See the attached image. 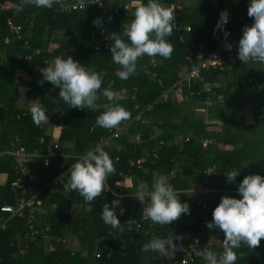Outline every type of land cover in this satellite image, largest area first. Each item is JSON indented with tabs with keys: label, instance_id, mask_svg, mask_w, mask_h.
<instances>
[{
	"label": "trees",
	"instance_id": "1",
	"mask_svg": "<svg viewBox=\"0 0 264 264\" xmlns=\"http://www.w3.org/2000/svg\"><path fill=\"white\" fill-rule=\"evenodd\" d=\"M139 1L144 4L148 2ZM180 1L182 12L178 25L182 31L179 34L173 31L166 38L173 46L171 58L144 55L138 58L137 74L127 80H121L116 75L119 66L113 63L110 48L107 47L114 43L108 39L110 33H122V25L127 23L121 13L112 15L87 7L83 11L59 14L58 4H54L51 9L32 4L17 12L15 6L18 2H12L8 10H0V151L13 149V139L17 138L19 147L25 152L36 150L45 153L52 141L48 130L59 127L56 156L49 158L47 165H43L41 158L34 159L31 164L32 172L45 184L63 172L59 169L62 155L82 156L99 138L106 135L107 129L96 124V117L105 110L108 103H112L119 104L131 114V118L125 121L129 122L126 132L114 142L122 146V150L115 153L111 148L108 151L110 158L113 160L116 156L117 161L113 160L116 175L109 176L107 183L111 185L114 181H121V177L117 176L121 171L130 178V187L122 189L123 193L137 191L142 181L147 182L151 188L154 179L161 175L168 177L174 190H189L201 184L203 172L209 167H213V175L209 178L212 187H218L223 176L232 170L240 171L235 180L237 186L247 175L258 174L264 177V64L251 61L244 64L226 63L223 72L212 69L201 71V82L193 81L183 85L175 98L170 96L166 102L154 104L148 113L143 114L142 120L146 123L132 119L134 104L142 109L163 92L171 91L189 67L196 64V57L205 58L210 54L219 35L223 33L216 29L222 11L227 10L229 13L225 31L231 29L232 22L250 19L247 14L250 0H216L213 6L210 0H202L200 3ZM166 2L168 0H158L161 5ZM6 18L21 25V34L28 43L27 48H23L22 42L3 43L7 35L4 26ZM96 18H101L100 27L104 28L103 36L106 37L105 43L98 45V50H94L89 38V34L99 28L93 25ZM184 26H189V32L183 31ZM238 42L231 49L235 57H238ZM35 50L39 53L36 54ZM1 55L5 56L6 62H1ZM24 56L29 59H23ZM57 56L64 59L71 56L85 67L90 66L97 72L105 73L101 90L111 87L122 93L121 98L110 102L99 96L97 111L67 106L59 98V89L50 82L46 81L42 86L38 84L42 79L40 68L48 66ZM17 73L24 74L27 80L23 81ZM203 83H217L218 86L204 92ZM18 85L24 88L25 100L38 98L45 106L49 117L47 122L40 126L33 123L26 106L28 102L17 107L15 95ZM130 96L134 97L133 101L129 99ZM205 101L208 106L203 103ZM135 135L140 136L139 144L132 141ZM175 137H188V141L173 145ZM38 138H42V144H38ZM204 139L208 143L202 147L199 141ZM158 141L162 142L161 146L157 145ZM152 147L157 153L155 160L146 158L140 169L128 168V159H137ZM70 163L68 159L66 166H70ZM16 176L12 159L1 157L0 177L3 181L0 184V205L14 203L18 194L14 185ZM67 176H70L69 171ZM22 184L28 193L33 187L39 190L43 188L42 183L34 185L25 178ZM178 194L181 203L189 204L190 214H182L178 220L164 227L149 219L150 231L157 234L169 232L173 237L191 235L188 239L199 232L197 222L189 224V219L196 216L197 208L186 199L185 194ZM221 197L211 202V216ZM113 199L107 195L86 202L78 192L65 191L64 184L54 187L51 194L41 192L38 212L35 214L37 228L47 226L51 237H67L72 234L81 247L73 252L67 246L54 242L51 243L55 247L53 252H47L41 241L23 248L16 239L24 230L23 220L14 217L7 219L6 214L0 213V224L4 222V229L0 230V264H90V253L98 246L97 240L101 235L104 236L103 242L110 255L106 257L105 253L102 254L99 263L152 264L151 252L145 253L140 249L142 244L148 242L149 235L134 233L132 226L128 230L126 223L125 231L121 233L101 219L103 204L111 205ZM147 204L146 200L145 206ZM120 206L125 209L123 215L117 213L122 224L129 219H138L143 212L140 201L122 198ZM141 225L143 230L149 229L147 221ZM109 231H112L113 237L108 234ZM223 239L211 249L221 252ZM203 248L199 247V250ZM234 251L238 256L236 264H264V239L255 249L242 245ZM192 264H205V261L196 256Z\"/></svg>",
	"mask_w": 264,
	"mask_h": 264
},
{
	"label": "clouds",
	"instance_id": "2",
	"mask_svg": "<svg viewBox=\"0 0 264 264\" xmlns=\"http://www.w3.org/2000/svg\"><path fill=\"white\" fill-rule=\"evenodd\" d=\"M59 2L60 0H19L15 10L21 12L32 4L39 8L51 9ZM247 14L254 23L243 28V35L238 42V59L243 64L249 61L264 64V0H250ZM133 16L130 23H123L122 33L113 32L108 36V39L114 41L107 47L110 48L113 63L119 66L116 75L121 80H127L137 74L138 58L147 55L170 59L173 52V46L166 39L171 36L176 26L173 8L161 5L158 0H148L147 4L141 3L136 7ZM228 21L229 13L224 10L220 13L216 29L223 31L225 40L230 35V32L224 30ZM101 24V18L93 20L94 26L100 27ZM224 47L231 51L233 45L226 43ZM40 72L42 79L38 84L42 86L44 82H50L59 89V98L71 108L97 111L99 96L111 102L119 100L122 95L111 87L101 90L105 73L97 72L90 66L85 67L71 56L66 59L55 57L48 66L41 67ZM26 106L36 126L49 120L47 109L38 98L32 99ZM130 118L129 111L119 104H113L106 106L96 117V124L105 129H118L122 122ZM68 171L70 176L64 184V190L78 192L86 202L100 197L105 192L108 177L116 175L113 160L100 144L73 163ZM239 174L238 170L229 171L226 174L227 180L234 182ZM238 195L239 199L222 196L212 212V220L206 222L207 228H218L225 237L222 251L219 253L208 246L196 251V256L201 257L205 264H236L238 256L234 249L242 245L255 249L261 239H264V177L258 174L245 176L238 185ZM113 196L116 198L112 200L111 205L103 204L101 219L121 233L125 231V223L128 230H131L133 219L122 224L117 217V207L120 215L125 212V209L120 207L122 197L115 192ZM178 197L179 194L168 177L163 175L154 179L151 188L147 182H140L135 196L143 204V216L163 227L178 220L182 214H190L189 204L181 203ZM170 243L167 239L154 237L143 244L142 251L170 259Z\"/></svg>",
	"mask_w": 264,
	"mask_h": 264
},
{
	"label": "built area",
	"instance_id": "3",
	"mask_svg": "<svg viewBox=\"0 0 264 264\" xmlns=\"http://www.w3.org/2000/svg\"><path fill=\"white\" fill-rule=\"evenodd\" d=\"M216 2V0H210L211 5L212 2ZM12 2H19V0H0V10H8L12 6ZM142 2L139 0H63L58 3L57 11L59 14H68L71 12L83 11L87 7L95 8L100 11H104L107 14L117 15L122 14L123 18L126 19L127 23H130L134 18L133 13L139 4ZM165 7H170L174 9V17L176 26L174 28V32L179 34L182 31V28L178 25V19L182 12V2L180 0H168V2L162 4ZM254 23L252 18L248 20L232 22L231 29L226 30L230 32V35L225 40L223 33L219 35L217 42L214 44L212 51L205 58L196 57V64L191 65L188 71L181 77V79L177 82V85L170 91L163 92L158 96L152 103L147 104L144 108L140 109L137 104L132 106V110L135 112L133 116L134 121L146 123V121L142 120V115L148 113L154 104L166 102L168 97L173 96L175 98L180 94V87L183 85H189L193 81L201 82L202 79L200 77L201 71H209L217 70L219 72H223L226 68L225 64L230 63L234 64L236 62L242 63L238 57L234 56L233 50L228 53L224 45L226 43H231L232 45H237L238 38L243 34V28L247 26H251ZM4 26L7 30V35L3 38V43L8 44L11 41L22 42L23 48L28 47V43L26 40H23L22 37V28L21 25L17 22H14L11 18H6L4 21ZM184 32H189V26H184ZM104 28L99 27L96 32H91L89 34L90 43L93 45L94 50H98L99 44H104L106 41V37H104ZM98 35V36H97ZM178 39L180 41L181 37L178 35ZM35 53L38 54L39 51L35 50ZM190 55H188L189 57ZM25 60L29 58L24 56L22 57ZM250 62V61H249ZM248 63V62H247ZM217 83H203L202 90L204 92H208L212 87H217ZM190 94H192L190 92ZM129 99L131 101L134 100L133 96H130ZM26 102H30L27 101ZM206 106H208V102H203ZM112 103H108L107 106H111ZM198 110V109H197ZM200 111H202L200 109ZM129 122H122L118 129H107L106 135L99 138L92 146L90 150H94L97 144H100L106 152H108L111 148H113L115 153H118L122 150V146L115 144L114 142L118 140L120 137L124 135L127 130V125ZM209 124L210 122H205ZM56 128V127H55ZM59 129V127H57ZM56 128V129H57ZM51 133L52 141L49 146L46 148L45 153H40L39 151L34 150L33 152H25L21 147H19V140L17 138L13 139V143L15 147L13 149L0 151V158L7 156L12 159V168L16 172L17 176L14 180V185L18 190V194L15 197L13 204H1L0 205V213L6 214L7 219L9 218H17L23 220L24 230L16 237L22 244L23 248H26L28 245L37 244L41 241L44 245V248L47 252H53L55 247L51 245L52 242L55 244H60L61 246H67V238L66 237H51L49 236V228L45 226L43 229L37 228L35 224V214L38 212L37 206L39 205V195L42 191H46V193L51 194L53 192L54 187L65 184L69 177L67 176L68 169L70 166L78 162L79 159L83 156H72V155H62L61 163L59 164V169L63 172L59 175L55 176L45 184L32 172L31 164L34 159L41 158L43 165H47L49 162V158H53L56 156L57 150V137ZM132 141L135 144L140 143V136L135 135L132 138ZM188 137L181 138L175 137L172 141L173 145H179L182 142H187ZM38 144H42V138L37 139ZM200 145L205 147L208 143V140H200ZM158 146L162 145L161 141L157 142ZM155 147V146H154ZM152 147L150 150L145 151L143 155L137 159H128L127 166L128 168H136L140 169L142 164L144 163L146 158L156 159L157 153L155 148ZM85 155V154H84ZM71 160L70 166H66L67 161ZM114 161H117V157L114 156ZM204 178L201 184H198L196 187L192 189H187L183 191H177V193H183L186 196V199L189 202H192L193 205L197 208L196 216H192L189 219V224L192 225L194 222H197L199 226V232L189 238L188 240H184L183 242L176 241L174 237L169 232L164 233H154L150 231L151 223L150 220L145 218L141 213L138 219H133L134 223L132 224V230L134 233H142L143 236L149 235L150 241L152 238H161L167 239L170 243V259L168 258H160L156 254L151 253L152 264H192L195 261L196 251L199 250V247L208 246L210 248L214 247L216 244L217 233L220 232L219 229L210 230L206 227V222L212 220V216L210 214V204L214 198L220 196H230L237 197L238 195V186L236 182H229L227 180V176L224 175L222 178V183L218 185V187H212L210 177L213 175V167H209L205 169ZM211 173V174H206ZM118 177H121V181H114L110 185L109 183L105 184V192L97 198H104L105 196H113V192L118 193L122 198H128L130 200H136L135 198L136 192L123 193L122 189L130 187V178L129 176L124 175L121 171L117 173ZM26 179L29 183L32 184H43L42 189H37L35 187L32 188L31 192L28 193L25 186L22 184V179ZM108 189V190H107ZM147 200V199H146ZM121 207V206H120ZM116 213H119V207L116 209ZM2 219V218H1ZM3 221V220H2ZM147 221L149 229H142V222ZM4 229V222L0 224V230ZM222 232V231H221ZM111 237H113L112 231L108 232ZM98 246H96L93 251L90 253V257L92 262L90 264H101L98 260L102 257V254L105 253L106 257H109L110 252L108 251L107 245L103 242L104 236L101 235L98 238ZM20 244V243H19ZM20 244V245H21ZM143 246V244H142ZM141 246V251H142ZM65 264V263H63Z\"/></svg>",
	"mask_w": 264,
	"mask_h": 264
},
{
	"label": "crops",
	"instance_id": "4",
	"mask_svg": "<svg viewBox=\"0 0 264 264\" xmlns=\"http://www.w3.org/2000/svg\"><path fill=\"white\" fill-rule=\"evenodd\" d=\"M1 62H6V59H5V56H3V55H1ZM17 75L24 81V80H27V77L24 75V74H22V73H17ZM36 76L37 77H39L40 75L39 74H36ZM23 90H24V88H23V86L22 85H18V86H16V95H15V102H16V105H17V107L19 106V107H22V106H24L25 104H26V100H25V95H24V92H23ZM57 128V127H56ZM55 127H53L51 130H48V132L51 134H53L54 136H56L57 134H58V132H59V129L57 128L56 129ZM3 181V178L2 177H0V184H1V182ZM218 229V228H217ZM199 230V229H198ZM218 234H220V235H218ZM222 234H224L223 232H221V230H220V232L219 233H217V238L218 239H216V244H215V246L216 245H218L219 244V242H220V240L222 239V238H224L225 237V234H224V237L222 236ZM182 237H180V236H177V237H179V239L180 240H182V239H184V240H186V239H188V237L189 236H191V235H181ZM177 239V238H176ZM178 239V240H179Z\"/></svg>",
	"mask_w": 264,
	"mask_h": 264
},
{
	"label": "rangeland",
	"instance_id": "5",
	"mask_svg": "<svg viewBox=\"0 0 264 264\" xmlns=\"http://www.w3.org/2000/svg\"><path fill=\"white\" fill-rule=\"evenodd\" d=\"M202 0H189V2L193 3H200ZM216 2H212L213 5H215ZM264 67V66H263ZM247 121H249V119L247 118ZM220 235V234H218ZM217 235V236H218ZM222 236L224 237V234H222ZM175 238H177V236H174ZM67 247L70 251H76V250H80V245H79V242L77 241V239L72 235V234H69L67 237ZM83 249V248H82ZM85 253V252H84Z\"/></svg>",
	"mask_w": 264,
	"mask_h": 264
}]
</instances>
